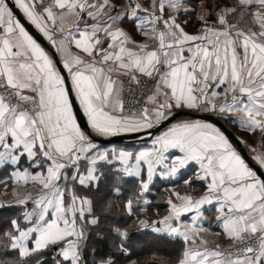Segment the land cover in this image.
Segmentation results:
<instances>
[{
	"label": "snow or ice",
	"instance_id": "obj_1",
	"mask_svg": "<svg viewBox=\"0 0 264 264\" xmlns=\"http://www.w3.org/2000/svg\"><path fill=\"white\" fill-rule=\"evenodd\" d=\"M136 233L264 264V0H0V264H136Z\"/></svg>",
	"mask_w": 264,
	"mask_h": 264
},
{
	"label": "trees",
	"instance_id": "obj_2",
	"mask_svg": "<svg viewBox=\"0 0 264 264\" xmlns=\"http://www.w3.org/2000/svg\"><path fill=\"white\" fill-rule=\"evenodd\" d=\"M116 146H130L139 144V142L135 143H115ZM156 188V187H155ZM106 194V188L104 184L101 185L100 192L97 193L98 196L104 197ZM163 192L159 191L157 194L153 193L151 194V197H154V203H153V211H159L160 213H163L165 211V205L159 204V207L157 208L156 202L160 201L161 196ZM16 214L14 211L11 210H4L3 211V217L6 220L11 215ZM129 223H131L129 221ZM133 231H135L133 229ZM147 235V239H141L137 241L132 249L133 255L132 260L136 262V264H172V261H174L175 256L177 255V250L172 248L171 246L165 245V244H158L153 243L152 241V235L150 233H136V236H144ZM161 261V262H160ZM166 262V263H162Z\"/></svg>",
	"mask_w": 264,
	"mask_h": 264
},
{
	"label": "crops",
	"instance_id": "obj_3",
	"mask_svg": "<svg viewBox=\"0 0 264 264\" xmlns=\"http://www.w3.org/2000/svg\"><path fill=\"white\" fill-rule=\"evenodd\" d=\"M195 30V26H190L189 28H188V31H194ZM138 39H139V37H137ZM227 125V124H226ZM230 129H232L235 133H236V135H243L242 133H239V132H237L236 131V129L235 128H233L232 126H230V125H227ZM246 139H247V137H245ZM116 145V144H115ZM140 146V144H135V145H130V146H127V147H129V148H138ZM119 147H124V146H119ZM166 183V182H165ZM156 187V188H155ZM155 187L152 189V192H151V194L153 195V193H158L159 191H161V192H163L164 193V191H165V188H164V185L161 183V182H159V181H157L156 182V184H155ZM198 191H200V190H202V189H197Z\"/></svg>",
	"mask_w": 264,
	"mask_h": 264
},
{
	"label": "water",
	"instance_id": "obj_4",
	"mask_svg": "<svg viewBox=\"0 0 264 264\" xmlns=\"http://www.w3.org/2000/svg\"><path fill=\"white\" fill-rule=\"evenodd\" d=\"M224 127L232 134L236 135V133L230 129L226 124L224 125ZM135 143L138 142L135 137H123V138H114V143ZM244 155L245 157L249 160V163L252 164V161L250 159V154L247 152V150H244ZM252 166H255L254 164Z\"/></svg>",
	"mask_w": 264,
	"mask_h": 264
},
{
	"label": "rangeland",
	"instance_id": "obj_5",
	"mask_svg": "<svg viewBox=\"0 0 264 264\" xmlns=\"http://www.w3.org/2000/svg\"><path fill=\"white\" fill-rule=\"evenodd\" d=\"M117 147H119V146H117ZM161 262V261H160ZM162 263H166V262H162Z\"/></svg>",
	"mask_w": 264,
	"mask_h": 264
}]
</instances>
